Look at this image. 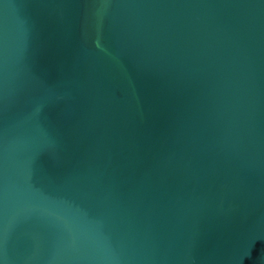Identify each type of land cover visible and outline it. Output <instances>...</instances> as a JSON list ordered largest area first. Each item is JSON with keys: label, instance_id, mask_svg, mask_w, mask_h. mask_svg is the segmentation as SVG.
<instances>
[{"label": "water", "instance_id": "water-1", "mask_svg": "<svg viewBox=\"0 0 264 264\" xmlns=\"http://www.w3.org/2000/svg\"><path fill=\"white\" fill-rule=\"evenodd\" d=\"M0 264H264V0H0Z\"/></svg>", "mask_w": 264, "mask_h": 264}]
</instances>
